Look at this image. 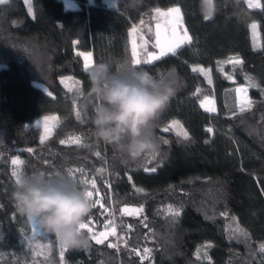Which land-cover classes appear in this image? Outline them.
Wrapping results in <instances>:
<instances>
[{"label":"trees","instance_id":"1","mask_svg":"<svg viewBox=\"0 0 264 264\" xmlns=\"http://www.w3.org/2000/svg\"><path fill=\"white\" fill-rule=\"evenodd\" d=\"M74 1L78 9L64 0H32L34 15L25 0L0 1V264L29 261L30 221L11 199L13 157L24 161L23 176L67 173L96 181L95 189L83 185L97 201L82 230L89 246L66 249L62 258L58 241L45 232L50 251L31 264H264V0L256 9L246 0H213L207 20L201 0ZM174 6L192 43L137 66L160 75L174 69L178 90L156 124L157 155L130 162L93 135L92 105L85 100L90 84L79 51H91L94 63L111 61L114 70L131 63L132 29L155 9ZM253 22L261 47L252 40ZM237 57L242 63L222 68ZM66 77L79 82L76 105L65 103ZM240 84L249 86L252 102L243 112L226 104L236 100ZM206 97L215 98L223 118L202 108ZM49 113L63 121L42 144L41 127L32 122ZM77 136L86 146L69 142ZM151 168L156 171L145 170ZM125 208L142 211L129 215ZM111 227L117 238L98 244V235ZM205 242L212 243L211 261L196 256Z\"/></svg>","mask_w":264,"mask_h":264},{"label":"clouds","instance_id":"2","mask_svg":"<svg viewBox=\"0 0 264 264\" xmlns=\"http://www.w3.org/2000/svg\"><path fill=\"white\" fill-rule=\"evenodd\" d=\"M201 0V11L210 7ZM90 84L85 100L91 102L94 137L112 145L130 162L157 153V121L177 93L174 69L164 75L121 62L101 60L87 71ZM17 212L54 235L60 246L83 250L89 239L80 230L92 208L85 189L67 173L42 172L22 176L11 192Z\"/></svg>","mask_w":264,"mask_h":264},{"label":"rangeland","instance_id":"3","mask_svg":"<svg viewBox=\"0 0 264 264\" xmlns=\"http://www.w3.org/2000/svg\"><path fill=\"white\" fill-rule=\"evenodd\" d=\"M0 1H2V0H0ZM25 2L27 4L31 14L34 15L35 14V9L33 7L32 0H25ZM64 3L66 5V7L70 8V9H78L79 8V4L76 1H74V0H64ZM249 3H259L260 4V0H247V4H249ZM174 7H178V6H174ZM171 8H173V7H171ZM168 9H170V8H168ZM168 9H164V10L160 9V10L161 11H167ZM181 14H182V12H181ZM155 16H156V12L155 11L152 12L151 14H149V15H146V17L141 20V22L138 24V26L134 27L132 29V31H131L132 51H133V47H134V43L133 42L135 41L136 51L139 54V58L142 61L147 58L146 57V52L147 53L155 52L157 54H159V52H160L159 48L154 47V45L156 43V32H157V24L158 23L160 24L159 31L161 32V42L162 43L164 42V38L166 36V31H165V28H164L163 21L162 20L161 21H157L155 19ZM183 22H184V19H183ZM183 28L187 29V27L185 25V22L183 23ZM180 31H181V34H182V30H180ZM187 31H188V29H187ZM255 32H256V30L253 29V34ZM188 34H189V31H188ZM141 37H143V41H147V44L145 45L146 52H145V49H141V47H140V45L143 43V41L141 40ZM79 53H80V55L83 58L84 65H85L86 62L90 63L91 65L94 64L93 54H92L91 51H87V52L79 51ZM87 54H91V55L88 56ZM232 63H235L234 62V58L222 62L221 66H222V68H225L228 64H232ZM88 69L86 71H88ZM204 73H205V75L209 74L207 71H205ZM225 74L227 75V77L229 79L234 80V78H233V76H232V74L230 72H226ZM63 82L68 87V89H69V87L71 85H73L72 84L73 82L67 77L63 78ZM36 85L38 87H40L41 89H43L46 93H48V94L50 93L49 90L44 85H41L39 83H36ZM236 89H245L246 91L245 92H237ZM235 92H236V100L228 101L226 104H227V107L235 108L237 111H240V107H241L242 102H246L248 100L251 101V98L249 96V86L243 85V84L237 85L235 87ZM50 94H51V96L54 97V95L52 93H50ZM80 96H81V92L78 94L76 92V89L73 88L72 90H70L69 101H65V103L68 106L71 105V104L72 105H76L77 99ZM209 101H211V103H209ZM202 103L206 107L202 106ZM201 106H202V108L204 110H207L208 108H213L214 107L215 111H209V110H207V111L217 114L219 118L220 117L221 118L224 117V114L222 113V110L218 109V107L216 105V100L213 97L204 98L202 100V102H201ZM45 117H49V118L57 117L59 119V123L55 124V126H53L54 122L51 119L48 120L47 126L51 129V134L53 133L55 127L57 125H59L63 121V117L61 115H58V114H55V113H49V114H46V115H43V116H40V117L36 118L32 123L41 127V131H42L41 132V137L45 135ZM16 158L22 160L19 157H13L12 160L16 159ZM22 168H23V165L21 166V170H22ZM13 169H14V166L11 163V172L12 173H13ZM74 180L78 183V185L80 187L85 189V187L81 183L80 179L74 177ZM89 184H90V182H89ZM90 186H91V184H90ZM91 191H93V193H94V190H91ZM99 199L100 198L98 197V201H99ZM133 209L139 210V209H136V208H131V209H129V211L131 212ZM134 214H139V211H137ZM30 225H31V233L25 239L26 240V247H27V250L29 251V261L27 262V264H31V259L32 258L45 256L50 251L49 243L42 239V237L45 235V231L43 229H41L40 226L35 221H30ZM113 228L114 227H111V228L107 229L106 231L100 233L98 235V237L100 239H103V240L104 239L105 240H109V239L117 238V234L116 235H109V233H111L113 231ZM115 233H117L116 230H115ZM116 241H117V239H116ZM125 241H126V239L123 238V236H122V244ZM37 245H43L44 247H42V248L41 247H37ZM209 245L211 247L212 243L205 242L203 244V246L197 250L196 256L199 259H201L203 261H211V258H210V255H209V250H210Z\"/></svg>","mask_w":264,"mask_h":264},{"label":"snow or ice","instance_id":"4","mask_svg":"<svg viewBox=\"0 0 264 264\" xmlns=\"http://www.w3.org/2000/svg\"><path fill=\"white\" fill-rule=\"evenodd\" d=\"M206 2L209 5H212V0H206ZM259 6L260 5L258 3H249V7H259ZM213 11H214V6L210 7L209 11L205 14V19L206 20L210 19L212 17ZM155 12H156L155 19L157 21H161V20L163 21L164 28H165V31H166V36L164 38V42L162 43L161 42V32L159 31L160 24L159 23L157 24L156 43H155L154 47L159 48L160 52H159V54H157L155 52L147 53L146 49H145V45L147 44V41H143V37H141V40L143 41V43L140 45V47H141V49H145L147 58L145 60H143V61L139 58V54L136 51L135 41H134L133 42L134 43V47H133V52H132L133 59L131 61L133 66H140L142 64H152L154 61H159L162 57H164V56H166L168 54L176 55L178 49H180L181 46L190 45L192 43V38L188 34L187 29L183 28V23H184L183 22V16L181 14V9L179 7H173V8L168 9L167 11H161L159 8H157V9H155ZM251 27H252V29L255 30L257 28V25L255 23H253L251 25ZM180 30H182V34H181ZM87 55L90 56L91 54H87ZM234 62L236 64L242 63V61H240L238 57L234 58ZM90 66H91V64L86 62L85 65H84L85 70H87ZM194 70H196V69H194ZM200 70L203 71L202 69H200ZM208 82L211 83V78L210 77H209V81ZM78 85H79L78 81L74 82V84L69 87V90H72L73 88H75L76 92L79 94L80 90H79ZM250 86L256 87L255 84H251V81H250ZM236 91L237 92H245L246 90L245 89H236ZM49 95H51V94L49 93ZM209 103H211V101H209ZM202 106H205V105L202 103ZM251 106H252V102L250 100H248L246 102H242L241 107H240V111L243 112L246 107L247 108H251ZM207 110L215 111V108L214 107L213 108H208ZM79 115L80 114L78 112L77 113V117L78 118H79ZM49 119H51L54 122L53 126H55V124L59 123V119L57 117H51V118L45 117V135L41 137V143L42 144L45 142L47 137L51 135V129L47 126V122H48ZM173 124L182 129V125H180L178 121H174ZM164 130L168 131L169 129L165 128ZM208 131H211V129H209ZM178 134L182 135L185 139L189 138V134H188L187 131L181 130ZM69 142L77 144V145H81V146H86V145H83L82 139L79 136L71 139ZM164 142L167 143V141H164ZM61 143L64 144V143H66V141L62 140ZM27 151L32 152V149H28ZM96 155L99 156L100 153L97 152ZM156 155H157V153H154V154H152V157L154 158ZM11 163L14 166L12 174H13V176L16 177V183H18L19 180L23 176V172L21 170V166L24 164V161L16 158V159H13L11 161ZM145 170L146 171H151V172H155L156 171L155 168L145 169ZM129 179H131V178H129ZM81 183L83 185H88L89 181L83 180V181H81ZM90 184H91V187L93 189H95L96 181L95 180H91ZM86 192H87V195L89 196V198L92 201V207H95L97 201L93 200V191H86ZM123 211L125 213H128L129 215H131V214L136 213L137 211H142V208L140 210L133 209L131 212L129 211V209L125 208ZM176 215H179V212H176ZM85 228H87V224H85L83 222L80 225V230L82 231ZM238 231H240L243 235L247 236V233L244 232L242 229H238ZM109 235H116L114 228H113V231L111 233H109ZM93 239H96V237L94 236ZM96 242L98 244L99 243H103V240L102 239H96ZM110 246L111 247H116V245H110ZM37 247H41L42 248L44 246L43 245H37ZM209 247H210V245H209ZM60 248H61V257L63 258L64 252H65V250L67 248H65L63 246H60ZM260 248H261V251L264 252V244H262L260 246ZM144 252H145V254H148L150 252V250L149 249H145Z\"/></svg>","mask_w":264,"mask_h":264},{"label":"crops","instance_id":"5","mask_svg":"<svg viewBox=\"0 0 264 264\" xmlns=\"http://www.w3.org/2000/svg\"><path fill=\"white\" fill-rule=\"evenodd\" d=\"M246 2H247V0H246ZM259 4V3H258ZM249 5V4H248ZM259 5H261V2H260V4ZM214 6V5H213ZM260 7V6H259ZM259 7H251V8H259ZM253 23H255L256 25H257V28L255 29L256 30V32L253 34V29H252V27H251V36H252V40H253V43H254V45L256 46V47H261L262 46V39H261V35H260V31H259V24H258V22H253ZM252 23V24H253ZM251 24V25H252ZM257 35V36H256ZM240 60V59H239ZM228 65H230V64H228Z\"/></svg>","mask_w":264,"mask_h":264}]
</instances>
